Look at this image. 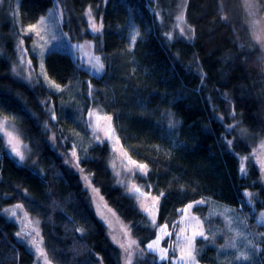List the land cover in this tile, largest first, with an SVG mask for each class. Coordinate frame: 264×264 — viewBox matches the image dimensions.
I'll return each instance as SVG.
<instances>
[{"label":"trees","instance_id":"1","mask_svg":"<svg viewBox=\"0 0 264 264\" xmlns=\"http://www.w3.org/2000/svg\"><path fill=\"white\" fill-rule=\"evenodd\" d=\"M58 4L69 39L92 40L104 70L99 77L89 76L67 52L51 49L43 57L45 72L62 86L60 99L67 93L75 99L60 100L43 82L30 86L11 73L10 20L0 19L5 52L0 54V113L20 119L35 158V164L18 163L0 132V264H36L18 223L5 211L17 205L37 220L43 253L51 263L122 264L121 250L110 238L111 221L103 224L96 216L85 177L104 198L106 203L96 198L101 207L124 222L137 241L143 255L134 257L133 264H167L145 250L156 230L115 185L107 144H75L73 124L87 134L84 119L90 108L113 118L131 158L147 166L143 182L159 198L157 225L172 227L186 205L205 201L193 208L206 231L194 242L199 263L264 264V238L253 237L245 195L254 193L257 213L264 211V183L255 163L249 161L242 174L238 157L264 137V75L240 1ZM52 5L53 0H18L19 22L37 21ZM88 12L101 25L99 31L90 27ZM181 16L184 31L176 28ZM48 102L54 112L63 111L64 119H59L72 127L56 134L54 146L46 126L58 129L43 106ZM74 146L75 159L70 156ZM215 204L229 210L211 211L219 207ZM237 238L249 241L248 260H237L241 254L230 251ZM223 250L226 258L220 259Z\"/></svg>","mask_w":264,"mask_h":264},{"label":"rangeland","instance_id":"2","mask_svg":"<svg viewBox=\"0 0 264 264\" xmlns=\"http://www.w3.org/2000/svg\"><path fill=\"white\" fill-rule=\"evenodd\" d=\"M239 1L241 3L242 9H244L245 12L244 14L246 17V22L251 32V41L254 42L255 45H258L261 52L259 58L261 63L258 66L261 68L260 74L264 75V0ZM2 17L9 19L11 25L10 36L12 38L11 48L13 51V57H11V73L22 82L30 86H35L43 82L50 90L58 93V97L60 99L59 95L63 94L62 86L56 82H53L47 76L43 66V57L46 52L51 49L67 52L79 67L88 72L89 76L99 77L103 73L104 68L97 71L98 66L101 64L103 65V63L101 61L100 54L94 50L92 40L86 39L83 41L74 42L69 39L68 34L64 31L62 27V13L58 4V0H53V5L51 8L44 15L40 16L37 21L29 24H21L19 22L18 0H7L6 2H4V0H0V19ZM87 17L90 27L94 30L93 26H95V28L100 30L101 25L90 16V12L87 13ZM41 20L43 23H39ZM34 25L36 26V29L34 31H29V29ZM176 28L184 31L186 28L185 20L178 19ZM27 36H30L31 40H26L27 38L25 37ZM1 53L5 54L2 46H0V54ZM97 58L99 59L97 60ZM85 83V90H89L87 96L91 98V84L89 82V78L86 79ZM73 94L74 93H67L65 94V97H61V99L70 103L73 101V99H75ZM43 106L48 112L49 120L54 123L55 128L58 129V132H56L54 128L46 126V133L48 135L49 141L54 146V144L58 142V139H56V134L64 131V126H68L69 128L72 127L70 123L66 121L62 123L59 119L60 117L64 119L63 111L60 113L54 112V110L51 108L52 104L49 102ZM90 113H92L91 116L89 115ZM107 117L111 116L103 114L97 108H90L87 110L85 112L84 120L88 128V133H82L76 128L75 124H73V132L75 133L73 138L75 139L76 146H85L92 143V141L100 144H107L109 147L107 164L113 176L115 185L122 188L123 191L135 201L139 211H141L147 217L149 224L154 226L156 230L155 238L148 242L147 245L155 241L157 236L163 237V239H161L159 242V247L161 249H167V259L162 260L161 253L159 251L150 252H153L156 255L158 261H166L167 264H173L175 261L176 264H183V262L178 258L181 256L182 250H187L188 245L185 237L192 238L191 244L192 249L194 250L193 254L195 256V240L198 237H204L206 235V231L203 228L201 219L193 212V206L189 212H181V215L174 226H166L167 232L171 233V235H165V232L162 231V229H165V226H159L156 223L158 201L154 204L152 198L157 196L153 195L143 182V179L147 173V168L146 170H140L132 165L131 161L135 160L131 158L127 148L123 146L122 142L120 141L113 118L111 117V120L109 121L105 119ZM19 120L20 119L14 114L5 115L0 113V132L3 134L6 143L10 148L11 155L18 163L26 162L35 164V158L34 155H32L31 147L23 138L24 136L22 135L17 123ZM227 130L229 131L228 128ZM4 133H10L11 136L15 138L18 149L24 157L23 160H21L20 157L12 151V146L8 143V136L4 135ZM232 140L233 138L229 139V142L231 143ZM255 143V146L252 147L249 153H238L240 167L243 166L245 169V171L241 173H246V168L249 161L255 163L259 170L261 178L260 181L264 183V137L258 138ZM72 149L70 151V156L75 159V155H73V153H75V146L72 147ZM135 162L137 164H143L138 161ZM85 178L86 181L92 186L89 187L86 185L87 189L91 192L92 205L96 216L103 224H106V219L111 221L110 238L116 242L117 246H119L121 250L122 264H126L127 257L125 248H122L121 244L127 247L131 241L134 240L136 242V244L131 249V264H133L134 257L137 255H143V252H141L137 241L131 235L129 227L124 222H121L117 217L114 216V214L107 213L101 207L102 204L98 203L96 198L106 203L104 198L89 181V178ZM134 186L140 188L141 191L139 193L135 192L133 190ZM245 193L252 194L251 197L246 195L247 202L251 207V224H253L256 234L253 236V233L251 232V236L255 237L256 240H262L264 238V222H262L264 221V216H262L264 211L257 213L255 207V194L249 191H246ZM197 202L198 201L191 202L189 204L196 205L198 204ZM204 202L205 201H202V203ZM215 205L219 206V204ZM186 206L184 208H186ZM145 208H148L149 212H146L144 210ZM216 210L228 211L229 209L224 206H213V209H211V211ZM5 211L11 219L18 223L19 234L23 242H25V244L29 247V250L34 254L36 258V264H53L47 259L45 255L42 256L40 251H38L37 246L33 244V241L35 240L36 244L39 245V249L43 252V246L38 235L39 224L37 220L24 214L20 207L17 208L13 206L7 208ZM13 211L17 213L15 216L12 215ZM149 213H151V215ZM153 218L155 219V225L152 222ZM200 230L204 232V236L194 235L195 232ZM249 244L250 243L247 239L237 238L234 244L235 246L232 247L230 251L232 250L237 254L246 255L248 257L250 248ZM147 245L145 250L149 251ZM226 252L227 250H223L220 259L226 258ZM195 264H201L196 259V256Z\"/></svg>","mask_w":264,"mask_h":264},{"label":"snow or ice","instance_id":"3","mask_svg":"<svg viewBox=\"0 0 264 264\" xmlns=\"http://www.w3.org/2000/svg\"><path fill=\"white\" fill-rule=\"evenodd\" d=\"M179 19L182 20L183 17L181 16ZM39 23H43V21L41 20ZM93 27H94V31H98L99 30V29L95 28V26H93ZM35 29H36V26L34 25V26H32L29 29V31H34ZM38 35H39V33H38ZM98 59L99 58H97V60ZM102 68H103V65L101 64V65L98 66L97 71H99ZM89 115L91 116L92 113H90ZM105 119H107V120L110 121L111 120V117H107ZM4 135H7L8 136V143H9V145L12 146V151L17 156H19L21 160H23L24 157H23V155L21 154V152L18 149L17 143L15 142V138L12 137L10 133H4ZM73 155H75V153H73ZM131 163H132L133 166H135L136 168H138L140 170H146V168H147L146 165H144V164H137L135 161H131ZM244 171H245V169L242 166L241 167V172L243 173ZM133 190L135 192H138V193L141 191L140 188L135 187V186L133 187ZM245 195H247L249 197L252 196L251 193H246ZM152 199H153V203L155 204V202H157L159 198L158 197H154ZM197 203H202V201L201 202H197ZM193 206L194 205L189 204V205L186 206V208L181 209L180 211L183 212V213H187V212H189L190 209L193 208ZM16 207L19 208L20 206L17 205ZM144 210L146 212H149V209L148 208H145ZM16 214L17 213L15 211L12 212V215L13 216H15ZM149 214L151 215V213H149ZM262 216H264V214H262ZM152 222L155 225V219L154 218H153ZM262 222H264V221H262ZM162 231L165 232V235H171V233H168L167 232L166 226H165V229H162ZM194 235L204 236V232L202 230H200V231L195 232ZM205 238H207V237H205ZM161 239H163L162 236H157V239L155 241H153L152 243L148 244L147 245V248H148L149 251H159L161 253V259L163 260V259H167V249H161L159 247V242H160ZM185 239L187 240V245H188L187 246V250H182L181 256L178 259L180 261H182L183 264H195V256L193 254L194 250L192 249V244H191L192 238L191 237H185ZM33 244H35L37 246L38 251H40V254L43 256L44 253L39 249V245L36 244V241L35 240L33 241ZM135 244H136V242L134 240L131 241L130 244L127 247H125V245L121 244V247L122 248H125V253H126V257H127L126 264H131V257H132V251H131V249H132V247ZM234 246L235 245H233V247ZM236 259L237 260H248L249 258L246 255H240V256H237ZM173 264H176V262L174 261Z\"/></svg>","mask_w":264,"mask_h":264}]
</instances>
